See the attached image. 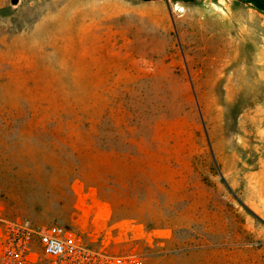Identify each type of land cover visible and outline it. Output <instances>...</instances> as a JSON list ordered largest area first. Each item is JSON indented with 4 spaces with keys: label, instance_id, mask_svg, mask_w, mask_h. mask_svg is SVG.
Masks as SVG:
<instances>
[{
    "label": "rangeland",
    "instance_id": "obj_1",
    "mask_svg": "<svg viewBox=\"0 0 264 264\" xmlns=\"http://www.w3.org/2000/svg\"><path fill=\"white\" fill-rule=\"evenodd\" d=\"M31 1L0 13L6 217L143 264H264V9Z\"/></svg>",
    "mask_w": 264,
    "mask_h": 264
},
{
    "label": "built area",
    "instance_id": "obj_2",
    "mask_svg": "<svg viewBox=\"0 0 264 264\" xmlns=\"http://www.w3.org/2000/svg\"><path fill=\"white\" fill-rule=\"evenodd\" d=\"M57 223L7 218L0 205V264H143L133 248L118 250L111 232L87 235Z\"/></svg>",
    "mask_w": 264,
    "mask_h": 264
},
{
    "label": "crops",
    "instance_id": "obj_3",
    "mask_svg": "<svg viewBox=\"0 0 264 264\" xmlns=\"http://www.w3.org/2000/svg\"><path fill=\"white\" fill-rule=\"evenodd\" d=\"M25 1V0H17L16 3H12L11 0H0V13L1 11H3L4 9L8 8V7H11L12 9H15V8H18V6L20 4H22V2ZM34 3L31 1V0H27L26 4H25V7L21 8L20 7L16 10L17 12L16 13H20L22 12L23 10L26 12V11H29L32 7ZM21 10V11H20Z\"/></svg>",
    "mask_w": 264,
    "mask_h": 264
},
{
    "label": "trees",
    "instance_id": "obj_4",
    "mask_svg": "<svg viewBox=\"0 0 264 264\" xmlns=\"http://www.w3.org/2000/svg\"><path fill=\"white\" fill-rule=\"evenodd\" d=\"M170 1H186V0H170ZM248 1H250V0H245V1H243V2H248ZM254 2H255V4L259 7V8H261V9H264V0H253Z\"/></svg>",
    "mask_w": 264,
    "mask_h": 264
},
{
    "label": "water",
    "instance_id": "obj_5",
    "mask_svg": "<svg viewBox=\"0 0 264 264\" xmlns=\"http://www.w3.org/2000/svg\"><path fill=\"white\" fill-rule=\"evenodd\" d=\"M12 1V3H16L17 2V0H11ZM240 1H245V0H240Z\"/></svg>",
    "mask_w": 264,
    "mask_h": 264
},
{
    "label": "bare ground",
    "instance_id": "obj_6",
    "mask_svg": "<svg viewBox=\"0 0 264 264\" xmlns=\"http://www.w3.org/2000/svg\"><path fill=\"white\" fill-rule=\"evenodd\" d=\"M46 27V26H45ZM48 27V26H47Z\"/></svg>",
    "mask_w": 264,
    "mask_h": 264
}]
</instances>
